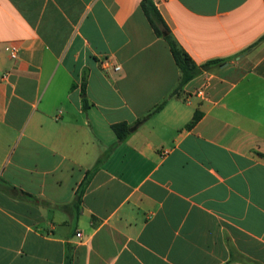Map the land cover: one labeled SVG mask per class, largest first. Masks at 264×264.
Masks as SVG:
<instances>
[{
  "label": "crops",
  "instance_id": "crops-1",
  "mask_svg": "<svg viewBox=\"0 0 264 264\" xmlns=\"http://www.w3.org/2000/svg\"><path fill=\"white\" fill-rule=\"evenodd\" d=\"M151 1L0 0V264H264V1Z\"/></svg>",
  "mask_w": 264,
  "mask_h": 264
},
{
  "label": "trees",
  "instance_id": "trees-1",
  "mask_svg": "<svg viewBox=\"0 0 264 264\" xmlns=\"http://www.w3.org/2000/svg\"><path fill=\"white\" fill-rule=\"evenodd\" d=\"M264 1V0H263ZM140 8L142 12L144 13L150 27L152 28L154 34L157 37H162L166 44L168 45V48L170 50V53L172 55V58L174 60L175 65L178 68L179 71V76H178V83L176 88L172 91L170 96H175L178 94L179 90L191 79H193L195 76H197L200 71L208 69L209 66L213 65L216 63V60H211L209 62H205L204 64L200 66H196L195 63L188 57V55L183 52L177 45L176 43L171 39V37L166 34L163 36V33H167V28L162 21V18L160 17L158 11L156 10L155 6L153 5L151 0H141L140 2ZM82 107L83 109H87L88 105L83 99L82 101ZM165 101L161 102L158 104L152 112H150L149 115L154 114L158 112L160 109H162ZM148 115V116H149ZM143 120L138 121L135 125H139ZM198 120L197 114H194L192 120L190 123L187 125V127H191L196 123ZM111 131L116 137L117 141H122L129 133H130V127L126 123H117L111 125ZM97 164L94 168L88 170L85 172V178L80 185V190L78 191V197L82 194V187L87 183L89 176L91 173L94 172L96 169ZM64 264H71L70 257L67 256L65 259Z\"/></svg>",
  "mask_w": 264,
  "mask_h": 264
},
{
  "label": "built area",
  "instance_id": "built-area-1",
  "mask_svg": "<svg viewBox=\"0 0 264 264\" xmlns=\"http://www.w3.org/2000/svg\"><path fill=\"white\" fill-rule=\"evenodd\" d=\"M5 51L7 52L9 58L11 60H16L18 57V48L15 45H9L5 47ZM114 70H119L118 67H115ZM76 237H80V233L76 234Z\"/></svg>",
  "mask_w": 264,
  "mask_h": 264
},
{
  "label": "water",
  "instance_id": "water-1",
  "mask_svg": "<svg viewBox=\"0 0 264 264\" xmlns=\"http://www.w3.org/2000/svg\"><path fill=\"white\" fill-rule=\"evenodd\" d=\"M163 35H164V33H163Z\"/></svg>",
  "mask_w": 264,
  "mask_h": 264
}]
</instances>
